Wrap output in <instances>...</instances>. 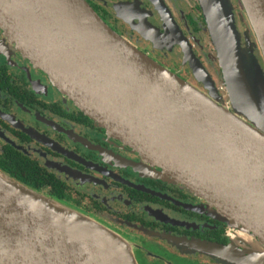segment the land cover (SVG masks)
Listing matches in <instances>:
<instances>
[{"label":"water","instance_id":"95a60500","mask_svg":"<svg viewBox=\"0 0 264 264\" xmlns=\"http://www.w3.org/2000/svg\"><path fill=\"white\" fill-rule=\"evenodd\" d=\"M199 1L231 109L190 47L185 59L209 94L130 44L85 0H0V29L61 94L140 155L131 167L198 195L221 220L258 239L248 257L202 241L186 245L224 263L264 264V70L252 52L241 54L233 3ZM240 1L264 59V0ZM1 176L68 221L25 200ZM0 264L138 263L121 235L0 171Z\"/></svg>","mask_w":264,"mask_h":264},{"label":"flooded vegetation","instance_id":"af4514ba","mask_svg":"<svg viewBox=\"0 0 264 264\" xmlns=\"http://www.w3.org/2000/svg\"><path fill=\"white\" fill-rule=\"evenodd\" d=\"M85 1L157 64L210 93L184 53L190 47L210 76L208 63L218 67L215 46L213 55L204 40L209 33L199 0H162L166 9L159 0ZM129 162L142 159L61 94L0 29V171L23 174L31 184L36 178L44 182L42 194L131 243L138 264H232L184 240L251 255L258 242L251 232L221 220L198 195L138 171ZM173 240H183V247Z\"/></svg>","mask_w":264,"mask_h":264},{"label":"rangeland","instance_id":"374dc122","mask_svg":"<svg viewBox=\"0 0 264 264\" xmlns=\"http://www.w3.org/2000/svg\"><path fill=\"white\" fill-rule=\"evenodd\" d=\"M230 1L234 5L235 28H236L237 36L240 38V51H241V54H243V55H249L252 52L253 55H254V57L257 59V61L259 60V64L261 65V67L264 70V59L262 57V53L260 51V48L257 46V41H256V38H255V35H254L253 30H252V27H251V25H250V23L248 21V18L246 16V13L244 11V8H243V6L241 4V1L240 0H230ZM204 40L208 44L211 53L214 55V52L216 50L213 49L214 47H213V44L211 42L210 35H209V37H208V35H205L204 36ZM215 56H216V60L215 61H218V67H216L215 64L210 65L208 63L209 69H210L209 72H210L211 76L213 77V79L215 80V85H216V87L218 89L219 96L223 100V104L225 106H228L231 109V102H230V99H229L228 94L225 91L223 71L221 70V67H220V64H219V60H217V54ZM253 62H254L253 60H250L249 61V63L251 64L250 65L251 67H253ZM44 196H46L47 198L51 199L50 197H48L45 194H44ZM53 200H56V199H53ZM56 201H58V200H56ZM64 205H66V204H64ZM71 208H73V207H71ZM73 209H75V208H73ZM77 211H79V210H77ZM80 213L82 215L90 218L91 220H93V221H95L97 223H100L97 220H95L94 218L89 217L88 215H86V214H84L82 212H80ZM128 244H129L130 248L132 249V251L134 253L133 245L131 243H129V242H128ZM256 245L258 246L257 243H255L254 246H256ZM250 250H252V249H250Z\"/></svg>","mask_w":264,"mask_h":264},{"label":"bare ground","instance_id":"6f19581e","mask_svg":"<svg viewBox=\"0 0 264 264\" xmlns=\"http://www.w3.org/2000/svg\"><path fill=\"white\" fill-rule=\"evenodd\" d=\"M1 179L3 181H5L17 194H19L21 197H23L25 200L29 201L31 204L35 205L36 207H38L39 209H41L42 211H44L45 213H47L48 215L54 217V218H59L63 221H68L67 217L62 215L61 213H59L56 209H54L53 207L47 205L46 203L44 202H41L35 198H33L32 196H30L29 194H26L24 193L23 191H21L20 189H18V187H16L15 185L11 184L10 182H8L3 176H1ZM84 238H86L87 240H89L88 238H91L94 243L97 242V238L94 237V236H90L88 235L87 233H85L84 231H80L79 232ZM93 235H95L94 233H91ZM97 236V235H96ZM97 244V243H96ZM97 246L101 249H103L99 244H97ZM111 247V246H110ZM114 247V246H113ZM112 248V247H111ZM113 250H116L118 251L115 247L112 248ZM104 250V249H103ZM105 251V250H104ZM116 255V258L118 261L121 260V253H117L115 252ZM117 261V262H118ZM120 263V262H119Z\"/></svg>","mask_w":264,"mask_h":264},{"label":"trees","instance_id":"16d2710c","mask_svg":"<svg viewBox=\"0 0 264 264\" xmlns=\"http://www.w3.org/2000/svg\"><path fill=\"white\" fill-rule=\"evenodd\" d=\"M1 172L7 174L9 177H11L12 179H14L15 181H17L18 183H20L21 185H24L25 187L31 189L32 191H35L39 194H42L40 192V187L42 185H44V182H40L38 178L35 179V182L33 184L29 183V179L28 177H26L25 175H21L19 173H12V172H8L7 170H1ZM44 195V194H42ZM59 201V200H58ZM61 202V201H60Z\"/></svg>","mask_w":264,"mask_h":264}]
</instances>
